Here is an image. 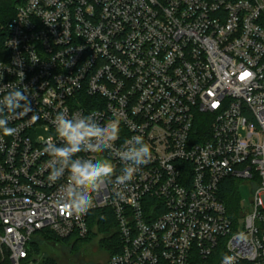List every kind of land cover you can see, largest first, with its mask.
Instances as JSON below:
<instances>
[{"label":"built area","instance_id":"2783aa9c","mask_svg":"<svg viewBox=\"0 0 264 264\" xmlns=\"http://www.w3.org/2000/svg\"><path fill=\"white\" fill-rule=\"evenodd\" d=\"M14 2L0 98L18 88L32 111L3 113L16 133L0 132V264L42 263L33 242L84 240L102 209L120 244L108 264H264V0ZM65 110L117 129L104 152L74 157L116 169L80 216L57 203L68 173L50 182L44 152L62 143L53 120ZM134 136L151 160L117 184ZM225 180L250 188L236 219Z\"/></svg>","mask_w":264,"mask_h":264},{"label":"clouds","instance_id":"9594fccd","mask_svg":"<svg viewBox=\"0 0 264 264\" xmlns=\"http://www.w3.org/2000/svg\"><path fill=\"white\" fill-rule=\"evenodd\" d=\"M18 109H23L25 113L32 111L31 102L18 88H9L7 94L0 98V132L4 136L14 135L16 129L8 127L9 121L3 117V113H16ZM53 124L62 143L57 145L51 138L46 142L44 152L52 158L49 181L55 183L68 173L67 183L62 187L57 203L80 216L93 206L92 192L110 182L116 169L107 158L93 160L74 157L81 152H104L115 138L117 129L101 126L94 114L69 117L67 110L58 113ZM151 157V146L144 142L143 137H132L126 150L121 153V159L128 163L122 174L116 176L117 184L130 182L138 168L149 163ZM116 196L121 200L125 198L122 191L116 192ZM222 264H235V257L225 255Z\"/></svg>","mask_w":264,"mask_h":264},{"label":"trees","instance_id":"16d2710c","mask_svg":"<svg viewBox=\"0 0 264 264\" xmlns=\"http://www.w3.org/2000/svg\"><path fill=\"white\" fill-rule=\"evenodd\" d=\"M15 15V2L14 0H0V60H3L7 56V51L5 49V40L7 37L6 25ZM222 195L226 200V205L231 218H238L239 214V204H240V193L238 192V187L236 181L225 180L221 186ZM116 227L115 218L109 209H102L95 211L90 220V234L84 240L77 241H88L91 239L92 235L95 234L94 229L99 233L105 234L106 238L103 239L102 245L110 253V257L119 251V238L117 232H112V228ZM45 247L42 244L33 242V251L39 255L44 249L50 250L62 242H68L70 239H60L51 233H44ZM46 264H52L51 262H46Z\"/></svg>","mask_w":264,"mask_h":264},{"label":"rangeland","instance_id":"374dc122","mask_svg":"<svg viewBox=\"0 0 264 264\" xmlns=\"http://www.w3.org/2000/svg\"><path fill=\"white\" fill-rule=\"evenodd\" d=\"M237 187L241 190V210L246 211L250 208V188L236 181ZM241 230L244 227V218L239 220ZM106 236L95 230L88 241H77L72 239L68 242H62L54 247V249H44L42 253L44 258L42 263L51 262L52 264H108L110 253L102 245L103 239ZM42 247L44 243L40 242Z\"/></svg>","mask_w":264,"mask_h":264}]
</instances>
